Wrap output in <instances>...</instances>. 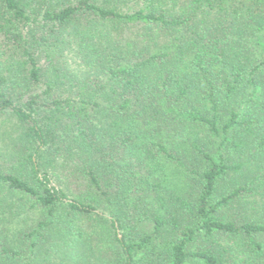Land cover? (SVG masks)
<instances>
[{"label": "trees", "instance_id": "16d2710c", "mask_svg": "<svg viewBox=\"0 0 264 264\" xmlns=\"http://www.w3.org/2000/svg\"><path fill=\"white\" fill-rule=\"evenodd\" d=\"M7 123L0 264H264V0H0Z\"/></svg>", "mask_w": 264, "mask_h": 264}, {"label": "rangeland", "instance_id": "374dc122", "mask_svg": "<svg viewBox=\"0 0 264 264\" xmlns=\"http://www.w3.org/2000/svg\"><path fill=\"white\" fill-rule=\"evenodd\" d=\"M77 57L75 56V53L73 51L68 52V66L72 69L75 70L76 72H81L82 66L80 63L76 60ZM5 127L0 131V136L2 135V132L4 131H10V126L11 124L7 123L4 125ZM5 141L0 142V146H3Z\"/></svg>", "mask_w": 264, "mask_h": 264}]
</instances>
